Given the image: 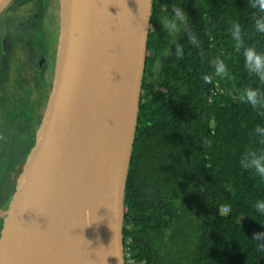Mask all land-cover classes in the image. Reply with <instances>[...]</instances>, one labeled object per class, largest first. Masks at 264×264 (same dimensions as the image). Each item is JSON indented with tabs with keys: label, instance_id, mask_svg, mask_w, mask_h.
<instances>
[{
	"label": "trees",
	"instance_id": "1",
	"mask_svg": "<svg viewBox=\"0 0 264 264\" xmlns=\"http://www.w3.org/2000/svg\"><path fill=\"white\" fill-rule=\"evenodd\" d=\"M172 1L152 3L124 247L138 264H264V241L252 239L264 232V215L254 208L264 200V179L240 164L249 148L264 151L250 135L264 119L239 98L249 86L264 92V83L248 73L229 31L239 23L245 46L264 52V35L252 26L259 13L249 0L191 1L187 27L199 41L193 46L183 30L175 39L161 30V18L178 6ZM217 58L229 78L215 77Z\"/></svg>",
	"mask_w": 264,
	"mask_h": 264
},
{
	"label": "water",
	"instance_id": "2",
	"mask_svg": "<svg viewBox=\"0 0 264 264\" xmlns=\"http://www.w3.org/2000/svg\"><path fill=\"white\" fill-rule=\"evenodd\" d=\"M12 1L0 0V14ZM152 2L59 0L54 63L4 206L0 264H124Z\"/></svg>",
	"mask_w": 264,
	"mask_h": 264
},
{
	"label": "flooded vegetation",
	"instance_id": "3",
	"mask_svg": "<svg viewBox=\"0 0 264 264\" xmlns=\"http://www.w3.org/2000/svg\"><path fill=\"white\" fill-rule=\"evenodd\" d=\"M174 1L187 14L194 0ZM58 12L59 0H13L0 14V230L53 67Z\"/></svg>",
	"mask_w": 264,
	"mask_h": 264
},
{
	"label": "clouds",
	"instance_id": "4",
	"mask_svg": "<svg viewBox=\"0 0 264 264\" xmlns=\"http://www.w3.org/2000/svg\"><path fill=\"white\" fill-rule=\"evenodd\" d=\"M248 6L259 13L253 21L252 26L254 31L260 35H264V0H249ZM145 20H147L146 17ZM160 27L172 39H175L180 31L183 30L193 46L199 45L196 35L187 27V14L180 6L172 5L168 14L161 18ZM229 31L236 50L242 53L244 67L248 73L256 77L261 83H264V52H258L255 47L245 46L242 27L239 23H233ZM175 53L178 58L183 55V47L179 43L175 45ZM214 75L221 79L229 78L230 73L223 59H216ZM202 79L205 84L213 82L212 75H203ZM239 98L241 102L251 108L258 109L259 116L261 119H264V92H261L258 88L249 86L240 92ZM250 135L253 138H258L259 142L264 144V124L256 125ZM240 164L245 170H249L261 179H264V151H256L249 148L242 154ZM254 208L257 213L264 215V200L255 202ZM252 239L260 242L264 241V232L253 233ZM261 246L264 247V243Z\"/></svg>",
	"mask_w": 264,
	"mask_h": 264
},
{
	"label": "built area",
	"instance_id": "5",
	"mask_svg": "<svg viewBox=\"0 0 264 264\" xmlns=\"http://www.w3.org/2000/svg\"><path fill=\"white\" fill-rule=\"evenodd\" d=\"M124 264H138L129 248L124 247Z\"/></svg>",
	"mask_w": 264,
	"mask_h": 264
},
{
	"label": "rangeland",
	"instance_id": "6",
	"mask_svg": "<svg viewBox=\"0 0 264 264\" xmlns=\"http://www.w3.org/2000/svg\"><path fill=\"white\" fill-rule=\"evenodd\" d=\"M128 226H130V224H128Z\"/></svg>",
	"mask_w": 264,
	"mask_h": 264
}]
</instances>
